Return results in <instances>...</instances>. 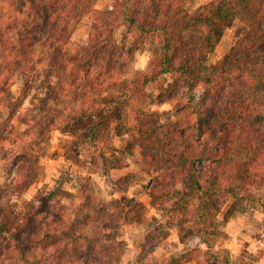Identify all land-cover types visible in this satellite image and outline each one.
Instances as JSON below:
<instances>
[{"label":"trees","instance_id":"obj_1","mask_svg":"<svg viewBox=\"0 0 264 264\" xmlns=\"http://www.w3.org/2000/svg\"><path fill=\"white\" fill-rule=\"evenodd\" d=\"M191 1L114 0L99 13L97 0H0V163H9L2 165L0 187V264H119L125 244L118 232L145 223L141 202L104 199L86 186L80 201L55 188L22 205L5 199L19 200L34 183L53 130L75 137L74 146L93 150L109 169H122L139 154L141 170L152 175L149 202L165 223L147 230L137 264H146L171 229L184 249L160 264H188L201 245L206 264H217L227 239L217 217L226 203L224 221L235 207L264 216V115L256 97L264 88V0H211L188 11ZM245 9L246 33L209 64L225 29ZM88 18L86 42L72 50L75 29ZM115 24L123 28L120 39ZM150 44L164 51L157 69L139 74L108 110L93 111L94 96L118 83L134 52ZM16 80L22 85L12 94ZM35 83L52 103H40L32 122L24 115L33 108L22 105ZM149 85L158 89L159 103L183 100V120L161 125L146 110ZM68 89L77 104L56 128L53 106ZM15 118L28 127L19 131ZM112 132L125 138L122 149L112 146Z\"/></svg>","mask_w":264,"mask_h":264},{"label":"rangeland","instance_id":"obj_2","mask_svg":"<svg viewBox=\"0 0 264 264\" xmlns=\"http://www.w3.org/2000/svg\"><path fill=\"white\" fill-rule=\"evenodd\" d=\"M209 1L211 0H192L186 9L192 11ZM113 4L114 0H97L95 9L97 12L103 13L108 11ZM248 17L249 11L245 9L225 29L218 45L208 57L209 64L219 61L229 48L246 33ZM90 21L91 18L81 21L75 29L72 50H76L78 46L86 42ZM114 33L117 39L121 38L123 28L120 24L114 25ZM37 51L43 52L44 50L37 46ZM163 53L164 51L159 44H150L142 50L135 51L133 58L127 62L124 74L118 83L107 86L103 95L94 96L89 107L93 103V111H105L114 106L126 92H129L138 83L139 74L150 73L157 69L155 63L163 56ZM163 79V87L168 88L171 83L169 77ZM21 83V81L16 80L15 85L11 88L12 94L19 92ZM32 87L33 90L25 98L22 109L33 108L30 113L24 115L26 120L33 122V114L35 115L39 111V104L44 102L47 103L46 105H51L52 101H45L44 93L38 90L37 83ZM145 91L149 96L146 110L153 112L159 118L161 125H172L183 120L185 114L181 111L183 103L181 98L159 103L157 99L159 91L154 85H149ZM256 97L261 104L262 115H264V88L257 90ZM74 98L73 90L68 89L66 97L59 100V105L53 106L58 114L56 128H62L63 123L74 113V106L77 104ZM66 106L71 108L64 112ZM14 124L19 131L25 130L29 125H23L16 118ZM112 134L114 136L112 146L122 149L126 143L125 138L115 137L113 132ZM74 141L75 137L72 135L60 130H53L48 137L46 155L39 160L36 168L34 183L19 200L12 198L9 194L5 196V199L22 205L24 202L35 201L38 196H43L47 191L55 188L71 193L74 200L80 201V189L86 186L92 194L104 199L127 197L141 202L147 208L145 223L123 227L118 232V239L125 244V251L119 264H137V257L147 230L165 223V217L161 211L154 208L149 202L152 191V175L141 170V159L138 153L129 157L122 169H109L99 159L93 158V150L86 146L76 147L73 145ZM2 165H9V163H0V187L5 183L6 177ZM118 184L122 185L121 188ZM62 202L68 203L67 200ZM230 205L231 201H228L217 217L219 229L227 235V239L223 243L224 251L219 255L217 264H225L224 262L227 260L232 264H264V261L260 262L264 258V216L254 210L235 207L228 220L224 221L223 214ZM183 249L184 246L179 242L175 229H171L166 240L154 248L152 254L144 262L146 264H160L168 256L179 253ZM200 250L205 251V247L201 245ZM202 252L188 264H206Z\"/></svg>","mask_w":264,"mask_h":264},{"label":"crops","instance_id":"obj_3","mask_svg":"<svg viewBox=\"0 0 264 264\" xmlns=\"http://www.w3.org/2000/svg\"><path fill=\"white\" fill-rule=\"evenodd\" d=\"M263 259H264V258H262V259L260 260L261 263L264 261Z\"/></svg>","mask_w":264,"mask_h":264}]
</instances>
